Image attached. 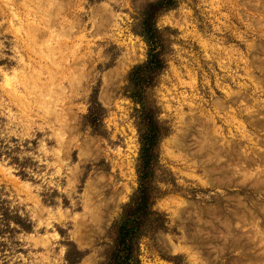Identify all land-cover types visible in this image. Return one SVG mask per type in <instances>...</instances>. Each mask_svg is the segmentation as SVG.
Masks as SVG:
<instances>
[{"label":"rangeland","instance_id":"1","mask_svg":"<svg viewBox=\"0 0 264 264\" xmlns=\"http://www.w3.org/2000/svg\"><path fill=\"white\" fill-rule=\"evenodd\" d=\"M156 1L0 0V201L32 224L0 236V264H68L69 242L76 264L108 263L138 188L125 86ZM157 26L164 225L139 239L140 264H264V0H178Z\"/></svg>","mask_w":264,"mask_h":264},{"label":"trees","instance_id":"2","mask_svg":"<svg viewBox=\"0 0 264 264\" xmlns=\"http://www.w3.org/2000/svg\"><path fill=\"white\" fill-rule=\"evenodd\" d=\"M178 0H158L151 2L142 18V35L148 46L147 60L135 66L129 73L125 94L137 104V124L139 127V156L137 164L138 188L125 205L122 215L114 224L115 238L107 264H140L137 255L139 239L149 230L164 225L163 216L154 209L155 167L159 158V145L166 134L165 126L158 117V111L148 100L147 90L154 85L157 76L165 68L162 57L163 36L157 26L159 14L174 7ZM97 100L91 105L87 122L97 127L100 114L95 110ZM12 222L16 226H12ZM29 218L14 210L6 200L0 201V236L13 234L19 230H30ZM84 253L73 242L67 244L66 261L76 264Z\"/></svg>","mask_w":264,"mask_h":264}]
</instances>
